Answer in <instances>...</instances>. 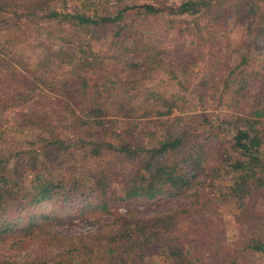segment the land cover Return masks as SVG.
I'll return each instance as SVG.
<instances>
[{
  "label": "trees",
  "instance_id": "obj_1",
  "mask_svg": "<svg viewBox=\"0 0 264 264\" xmlns=\"http://www.w3.org/2000/svg\"><path fill=\"white\" fill-rule=\"evenodd\" d=\"M229 14L250 31L232 49ZM162 16L178 27L157 44ZM262 34L264 0H0V248L54 247L0 264H264ZM161 72L180 89L146 85ZM177 197L150 216L130 203ZM43 202L113 220L67 241ZM227 219L253 228L239 250L218 240Z\"/></svg>",
  "mask_w": 264,
  "mask_h": 264
},
{
  "label": "rangeland",
  "instance_id": "obj_2",
  "mask_svg": "<svg viewBox=\"0 0 264 264\" xmlns=\"http://www.w3.org/2000/svg\"><path fill=\"white\" fill-rule=\"evenodd\" d=\"M130 3H141L142 1H151V0H126ZM157 3L168 1V2H174L178 3L180 0H152ZM72 5V3H69ZM167 17V16H166ZM163 17H157L152 20H150L148 23V29H151L150 32H145L144 36L146 39L151 40L152 42H156L157 44H165L169 41H173L172 37H174V34H176V30L178 27V24H176L175 28L167 29V22L165 21L166 18ZM224 24L226 25L227 30V42L229 44V48L232 49L234 46L239 45L240 43H244L249 37H250V31L249 28L245 25L248 22V19L242 15L240 18H234L232 15H228L227 17L223 18ZM223 23V21H222ZM185 24V23H181ZM128 37H132L131 35H128ZM187 40L189 36L186 37ZM109 39V37L107 38ZM103 41V40H102ZM257 43L260 45H264V34L259 36L255 39ZM103 42H97V44H94V49L97 50L101 47H103ZM230 51L229 49L224 50V54L226 55V52ZM217 51H210L211 57H215L217 55ZM263 53H261V56ZM112 69V68H111ZM103 72V71H102ZM98 73V71H97ZM160 73L159 77H155L152 81L148 82L146 85H152V86H159L164 89V86L166 87L167 91H175L176 89H180V86L177 85L175 82L170 81L167 78V75ZM104 74V72H103ZM105 77H108L109 74H104ZM187 86L188 83L186 84ZM192 87L189 86L188 90H191ZM182 91V90H181ZM183 93H187L186 91H182ZM189 94V92H188ZM187 94V95H188ZM195 101V100H193ZM195 103V102H194ZM208 112H214V110L207 107ZM222 115L223 110H218V113ZM176 113V112H175ZM18 136V135H17ZM13 163H11V166ZM132 209H135L136 212L141 216H150L157 213L172 211L174 208L181 207L186 203L185 199L182 198H173L171 200H164L161 198H155L153 201H146V199H136L132 200L131 202ZM60 208V205L53 204L51 202H43L40 204L38 211L45 213V214H52L53 221L51 224L46 226L44 228V232L48 233H57L64 236L65 240L70 241H79L81 239H85V236L89 233L99 232L106 228V225L108 222H111L113 218L111 216H102L100 218L94 219V218H78V217H70L68 215L59 214L57 215L58 211H55V209ZM127 208L125 207H119V212H126ZM245 230L252 231L253 228L246 222L245 224H234V221L232 219L226 220L225 227L220 231V235L218 236V240L225 239V242H223V245H232L235 247L236 250H239L241 247V241L242 236H245L247 232ZM44 236H39L31 241V243H28L27 246L21 250L11 249L6 250L3 248H0V257L8 258V259H25V258H37V257H44V256H52L54 247L51 246H44L41 242L43 240ZM221 245V246H223ZM234 249V250H235ZM233 251V250H232ZM240 260L242 263L245 264H255L256 258L253 255L250 254H240ZM150 262V260H149ZM157 264H168V262L160 260ZM152 263V261L150 262ZM51 264H56L54 262H51Z\"/></svg>",
  "mask_w": 264,
  "mask_h": 264
}]
</instances>
